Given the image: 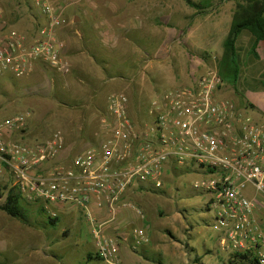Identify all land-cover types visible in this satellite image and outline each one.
<instances>
[{
	"label": "built area",
	"instance_id": "2783aa9c",
	"mask_svg": "<svg viewBox=\"0 0 264 264\" xmlns=\"http://www.w3.org/2000/svg\"><path fill=\"white\" fill-rule=\"evenodd\" d=\"M60 0H33L29 30L11 25L0 2V77L30 76L40 66L71 72L62 38ZM225 82L208 66L188 84L152 101L139 121L129 97L112 92L99 119L96 140L66 152L61 130L46 141L26 143L24 112L0 118V187L24 205L43 209L48 219L79 213L104 264H122L121 218L132 209L145 218L130 193H157L172 175L193 172V190L207 193L220 245L264 264V228L249 188L264 192V122L223 97ZM133 246L147 243L133 229Z\"/></svg>",
	"mask_w": 264,
	"mask_h": 264
},
{
	"label": "rangeland",
	"instance_id": "374dc122",
	"mask_svg": "<svg viewBox=\"0 0 264 264\" xmlns=\"http://www.w3.org/2000/svg\"><path fill=\"white\" fill-rule=\"evenodd\" d=\"M193 1L206 6L205 11L200 13L185 0H60L65 19L61 36L67 44L66 56L72 58L83 52L85 62L72 67L68 74L42 65L36 70L44 69L40 76H36V71L22 78L1 76L0 118L19 112L29 114L26 128L42 135L34 141L24 135L26 142L46 141L55 131L77 128L79 122L83 125L90 120L95 122V114L89 120L82 118L95 109L83 105L80 97H88L82 91L90 84H99L100 80L106 85L99 96L104 99L112 92L121 91L131 101L133 117L139 121L149 119L147 111L153 100L171 88L188 84L198 71L219 66L235 0ZM0 2L7 10L11 25L30 29L33 0ZM195 47H205V51L198 55L192 51ZM169 71L175 74L173 78H167ZM248 84L251 86V81ZM233 86L232 81L225 82L222 96L246 109L243 89L235 94ZM84 146L75 144L65 149L72 153ZM199 176L193 172L174 174L164 183L163 193L135 192L132 201L137 208H146L147 212L142 210L150 221L146 229L149 241L137 250L132 248L133 229L144 226V221L132 209L125 210L127 219L121 225V236L129 233L128 240L123 238L119 242L122 264H247L240 258L236 262L233 257L224 262L215 253L218 252L217 230L213 212L207 207L209 196L192 188ZM248 191L252 199L264 203V192H255L252 188ZM5 201L6 192L0 187V210ZM37 215L43 216L39 212ZM43 218L52 234L51 249L63 257L55 264H104L97 256L86 260L87 252L94 245L83 218L80 221L64 217L55 225ZM13 221L23 223L20 219ZM34 223L29 218L22 225L33 227ZM186 229L189 231L185 233ZM1 238H7L3 228ZM174 238L182 239L189 250L170 248ZM207 248L214 254L206 253ZM7 256L14 257L12 252ZM196 259L201 261H190Z\"/></svg>",
	"mask_w": 264,
	"mask_h": 264
},
{
	"label": "crops",
	"instance_id": "0c3cea01",
	"mask_svg": "<svg viewBox=\"0 0 264 264\" xmlns=\"http://www.w3.org/2000/svg\"><path fill=\"white\" fill-rule=\"evenodd\" d=\"M236 53H237V62H238V76H236V82L234 84V90L233 92L235 94H239V90L243 89V96L245 97L243 105H245L246 110H250L252 113L251 115L259 120L264 122V39L259 41L258 44L254 45V37L249 31H243L239 38L236 41ZM193 52L202 53L205 51V47H195L192 48ZM68 50V49H67ZM204 50V51H203ZM83 52L76 54L72 58L68 57L71 66L75 67L78 66V64H82L84 61V56L82 54ZM223 54V52H222ZM86 60V59H85ZM85 62V61H84ZM71 67V69H72ZM44 69L41 68L39 71H36V76H40V72H42ZM174 73L169 71L168 77H174ZM97 80H99V77L97 75ZM100 78L102 79V76L100 75ZM251 81V86L248 84V82ZM95 82H97L95 80ZM99 84H90L88 85L89 88L85 89L83 92L88 93V97L83 98L80 97L83 100V105L91 106L95 111L89 112V114L82 115L83 119L89 120L91 118V115L95 114L96 120L94 121H87L86 124H82L79 122V124H76L77 128L73 129H64V136L66 139L67 146L72 147L75 144H84L90 143L94 140H96L98 131L100 129V123L99 119L102 116V112L106 110V102L107 97L104 99L102 98V95L99 96V91L105 87L106 84H101L100 80L98 81ZM238 85L240 88H238ZM101 87V88H100ZM91 91V93H90ZM241 91V90H240ZM242 107V106H241ZM101 110V111H100ZM41 129V128H40ZM42 131V130H41ZM45 131V130H44ZM23 135L21 138L22 141H27L24 135L27 136L28 140L34 141L35 137L41 136L42 134L37 135L36 132L28 131V128H24L21 133ZM33 138L31 140V137ZM22 138H25L26 140H23ZM27 143V142H26ZM29 143V142H28ZM158 193V192H157ZM163 193V192H161ZM135 193H130V197L134 198ZM257 202L259 205V208H257V218L262 222L263 228H264V210L262 209L264 207V203H260L257 199H253ZM24 208L27 210L28 216L31 219L35 220V223L32 226H24L23 223H19L17 221H13L14 219H18L15 217H12L8 215L5 210H0V229L3 228L5 230V235L7 236L6 240L1 238L0 239V264H55L59 258H63L58 254L56 251L51 249V232L48 230L47 224H45L43 221V216L47 218L49 221L46 213L43 211L42 208L36 206V205H24ZM146 211V208L144 209ZM40 213L43 216L38 218L37 213ZM147 212V211H146ZM37 215V216H36ZM64 217H67L68 219L72 220L73 217H75V220H82L81 215L79 213L69 211L62 214L59 218V220L63 219ZM125 214L122 216L121 222L123 223V220H126ZM42 219V220H41ZM45 220V219H44ZM144 222L143 228L146 231V229L150 226V221L148 217L141 218ZM47 221V222H48ZM120 223V225H122ZM24 224V225H22ZM189 230L186 229L185 233ZM128 233H124L125 235H122L120 241H122L123 238L128 240ZM174 242L171 243L170 248H173L174 251L183 250L187 251L189 248L186 245H183V241L180 238H174ZM119 241V242H120ZM220 238L219 233L216 234V247L218 248V252H215L219 258H224V262H226L231 257H233L236 262L239 258H236V254L229 250V248H224L220 245ZM145 245V244H144ZM143 246V245H141ZM140 246V247H141ZM139 247V246H138ZM138 247H134L132 245V248L137 250ZM191 251H193L190 248ZM94 251V253H92ZM12 252L14 257H6L7 254ZM206 253L214 254V251L210 250L209 248L206 249ZM96 249L95 247H92V250L87 252L86 260H91L93 257L89 258V254H95L96 255ZM233 260V261H234ZM191 262H200V259L196 260H190ZM247 262V264H251L250 262L253 261L251 259L244 260ZM233 263V262H232ZM231 264V263H230Z\"/></svg>",
	"mask_w": 264,
	"mask_h": 264
},
{
	"label": "trees",
	"instance_id": "16d2710c",
	"mask_svg": "<svg viewBox=\"0 0 264 264\" xmlns=\"http://www.w3.org/2000/svg\"><path fill=\"white\" fill-rule=\"evenodd\" d=\"M186 3L192 7L197 8L200 13L204 12L206 6L199 5L193 0H185ZM230 1V0H221ZM236 6L231 20L230 29L226 39L223 43V55L219 61V73L224 82L232 81L233 85L238 76V62L236 53V41L243 31H249L254 37V45L264 39V0H235ZM103 113V112H102ZM102 115V114H101ZM139 120V119H138ZM5 212L25 224L28 223L29 216L27 210L17 197L8 196L7 200L1 206ZM57 219H49L51 225H55ZM97 256L98 254H89V258ZM241 260H249L246 254H236ZM251 264H260L257 260L250 262Z\"/></svg>",
	"mask_w": 264,
	"mask_h": 264
},
{
	"label": "water",
	"instance_id": "95a60500",
	"mask_svg": "<svg viewBox=\"0 0 264 264\" xmlns=\"http://www.w3.org/2000/svg\"><path fill=\"white\" fill-rule=\"evenodd\" d=\"M78 19H79V18L76 16V17H75V20H78Z\"/></svg>",
	"mask_w": 264,
	"mask_h": 264
}]
</instances>
